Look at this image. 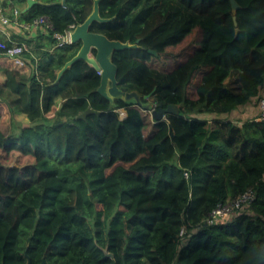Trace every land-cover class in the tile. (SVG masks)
I'll return each instance as SVG.
<instances>
[{
    "label": "trees",
    "instance_id": "obj_1",
    "mask_svg": "<svg viewBox=\"0 0 264 264\" xmlns=\"http://www.w3.org/2000/svg\"><path fill=\"white\" fill-rule=\"evenodd\" d=\"M38 1L52 5L19 21L45 17L48 34L0 38L26 49L18 65L0 47V264H264V121H237L238 150L226 139L239 128L232 119L264 97V0H236L235 12L230 0H164L173 10L101 1L100 16L113 20L89 31L140 40L112 62L121 89L177 107L159 123L133 101L110 109L83 61L55 83L80 45L53 35L82 24L94 0ZM233 75L238 91L225 83ZM89 108L100 114L77 119ZM248 190L250 205L204 224Z\"/></svg>",
    "mask_w": 264,
    "mask_h": 264
},
{
    "label": "water",
    "instance_id": "obj_2",
    "mask_svg": "<svg viewBox=\"0 0 264 264\" xmlns=\"http://www.w3.org/2000/svg\"><path fill=\"white\" fill-rule=\"evenodd\" d=\"M26 7L23 10L24 13L28 12L35 5L51 6L52 4L44 3L38 0H24ZM102 0H94L93 9L87 19L78 24L72 32H70V44H79V50L77 54L57 73V80H60L63 74L75 63L83 61L88 64L94 71L100 72V83L96 89V93L109 102V108L114 109L116 107L114 100H121L124 102H134L137 106L141 107L144 111L151 110V117L156 123L166 120L168 114H178V109L174 105H168L166 108L154 109V102L149 101L152 94L143 96L136 90L125 91L118 86L117 81V66L112 62V55L115 52H121L124 50L142 49L139 45L140 40H137L135 44L130 42H122L120 40H111L102 33L90 32L89 27L92 23H106L113 19H105L100 16V3ZM66 0H62L59 4L65 6ZM232 10L235 12L240 9V5L236 0H230ZM234 24L237 26L236 17H234ZM239 29H236L238 34ZM149 54L157 56V52L153 50L148 51ZM143 100H148L144 102ZM95 113L91 108L87 109L77 119L85 120L88 115ZM99 115L100 113H95ZM172 133V131H170ZM113 256L112 254H108ZM27 264H31L30 260Z\"/></svg>",
    "mask_w": 264,
    "mask_h": 264
},
{
    "label": "built area",
    "instance_id": "obj_3",
    "mask_svg": "<svg viewBox=\"0 0 264 264\" xmlns=\"http://www.w3.org/2000/svg\"><path fill=\"white\" fill-rule=\"evenodd\" d=\"M10 24V20L4 15L0 8V25ZM71 26L70 28H73ZM21 28L25 31L31 30L36 32V30L42 31L43 33H48L49 30H52V26L49 23L48 19L45 17H39L34 19L30 23H26ZM54 38L60 39L61 44L68 41L70 37V31H66L64 35L54 34ZM0 47L5 48V54L14 59L15 63L18 65L23 64L22 54L25 52V48L22 44L13 43L11 46L6 47L3 43L0 42ZM100 75V72H97ZM258 108L257 119L262 122L264 121V97L257 99L256 101ZM185 177H188V173H185ZM255 199V192L248 190L247 192L239 195L235 199H232L231 202L219 203L203 220L204 224L210 225L214 223H220L223 220H229L235 214L239 213L245 206L250 205ZM196 230V228H195ZM185 232L184 227L180 231V235H183Z\"/></svg>",
    "mask_w": 264,
    "mask_h": 264
},
{
    "label": "rangeland",
    "instance_id": "obj_4",
    "mask_svg": "<svg viewBox=\"0 0 264 264\" xmlns=\"http://www.w3.org/2000/svg\"><path fill=\"white\" fill-rule=\"evenodd\" d=\"M126 3H130L132 0H124ZM151 1V3L155 6V9H163V8H165V10L166 9H168V10H173L172 8H171V3H168V2H166V1H164V0H150ZM146 2V0H139V2H138V8H140L141 7V5L143 4V3H145ZM170 4V9L169 8H167V6ZM135 10H137V9H134V11ZM10 15H11V12H10ZM12 16V15H11ZM226 85L230 88V89H232V90H234V91H238V80H237V76L236 75H233L230 79H228L226 82ZM149 101H155V99L153 98V97H151L150 98V100ZM172 105V104H171ZM254 106L253 105H251L250 107H248L245 111H244V114L243 115H241V117H236V119L234 118V119H232V122L234 123V124H236V125H238L239 123L237 122V121H242V124L241 125H243L244 126V124H246V123H249V122H252V121H255V122H258V123H260V121L257 119V116H258V114L256 115V113L255 112H253V113H251V109L253 108ZM123 111H124V109H122ZM120 112V111H119ZM119 112H117V114H118V117H119ZM125 112V111H124ZM145 114L146 115H148L147 114V112H145ZM122 116H124V114H122ZM216 119L215 117H212V115L210 116V115H208L207 116V119L208 120H214V119ZM123 119H125V118H123ZM123 119H121V120H123ZM152 119V118H151ZM238 119V120H237ZM5 123H4V125L2 126V130H3V132L4 133H6V134H8L9 132H10V129H11V126H10V123H8V117H6V119H5ZM18 125H20V123L19 122H17V126ZM241 125H238L239 126V128H235L234 130H233V132H236L237 131V133H234V134H232L231 132H227V135H226V139L228 140H233V143H232V145L234 144V148H236L237 150L242 146V145H244V141H243V134H244V131H245V129L243 130V131H241V129H240V127H241ZM237 129H240V131L239 130H237ZM227 131V130H226ZM251 130L248 128V129H246V133L247 132H250ZM236 143H238L237 144V146H235L236 145ZM227 202H231V200H228Z\"/></svg>",
    "mask_w": 264,
    "mask_h": 264
},
{
    "label": "crops",
    "instance_id": "obj_5",
    "mask_svg": "<svg viewBox=\"0 0 264 264\" xmlns=\"http://www.w3.org/2000/svg\"><path fill=\"white\" fill-rule=\"evenodd\" d=\"M26 4L25 1L23 2H18L17 0H0V8L4 15L10 20V24L7 25H0V38L5 39L8 37V39L11 38V36L17 35V40H30V39H35L37 38V33L33 32L31 30H23L21 26H23L25 23L20 22V18L22 14H24L23 10L25 9ZM11 12V15H10ZM17 40H13V42L18 43ZM1 42V41H0ZM33 43V42H32ZM32 43L31 47L32 48ZM255 112L256 115L258 114V108L253 107L251 109V113ZM123 110H120L119 112V118L120 120L123 118H126L127 114L126 112L124 113V116H122Z\"/></svg>",
    "mask_w": 264,
    "mask_h": 264
},
{
    "label": "clouds",
    "instance_id": "obj_6",
    "mask_svg": "<svg viewBox=\"0 0 264 264\" xmlns=\"http://www.w3.org/2000/svg\"><path fill=\"white\" fill-rule=\"evenodd\" d=\"M71 26H74L73 28H69L67 31H70V32H72L73 31V29L76 27L75 25H71ZM70 26V27H71ZM45 34V33H44ZM46 34H48V33H46ZM65 34V33H64ZM64 34H62V35H64ZM13 43H15V42H13ZM12 43V44H13ZM65 44H70V37H69V39H68V41H66V42H64L63 44H61V40L59 39V46H62V45H65ZM98 72V71H97ZM96 72V73H97ZM101 74V73H100ZM100 76V75H99ZM154 102V104H155V106H154V109H157V107H156V103H155V101H153ZM120 110H122V109H119V110H117V112H119ZM125 111V110H124ZM146 112V111H145ZM147 114H149L150 116H151V110L150 111H147ZM152 118V117H151ZM120 119V118H119ZM124 120V119H123ZM153 120V119H152ZM154 121V120H153ZM156 122V121H155ZM235 216V215H234ZM233 216V217H234ZM228 221V220H227Z\"/></svg>",
    "mask_w": 264,
    "mask_h": 264
}]
</instances>
